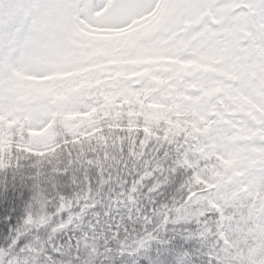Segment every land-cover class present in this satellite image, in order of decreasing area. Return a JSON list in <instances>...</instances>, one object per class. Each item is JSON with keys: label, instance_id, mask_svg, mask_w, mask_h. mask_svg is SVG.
Wrapping results in <instances>:
<instances>
[{"label": "snow or ice", "instance_id": "snow-or-ice-1", "mask_svg": "<svg viewBox=\"0 0 264 264\" xmlns=\"http://www.w3.org/2000/svg\"><path fill=\"white\" fill-rule=\"evenodd\" d=\"M0 264H264V0H0Z\"/></svg>", "mask_w": 264, "mask_h": 264}]
</instances>
